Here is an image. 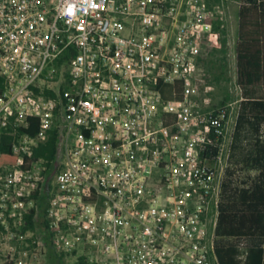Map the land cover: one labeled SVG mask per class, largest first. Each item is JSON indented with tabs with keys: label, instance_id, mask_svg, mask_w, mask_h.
Wrapping results in <instances>:
<instances>
[{
	"label": "built area",
	"instance_id": "2783aa9c",
	"mask_svg": "<svg viewBox=\"0 0 264 264\" xmlns=\"http://www.w3.org/2000/svg\"><path fill=\"white\" fill-rule=\"evenodd\" d=\"M244 3L0 0V143L16 157L0 166L5 263H41L48 234L73 264H220L232 108L208 106L198 58L211 6ZM53 134L54 158H36Z\"/></svg>",
	"mask_w": 264,
	"mask_h": 264
},
{
	"label": "trees",
	"instance_id": "16d2710c",
	"mask_svg": "<svg viewBox=\"0 0 264 264\" xmlns=\"http://www.w3.org/2000/svg\"><path fill=\"white\" fill-rule=\"evenodd\" d=\"M213 1L219 3L220 0ZM244 1L238 8L236 44L237 85L244 97L233 133V167L228 169L219 208L216 255L220 264H264V0ZM197 82L211 88L228 82L227 28L221 16H216L214 32L204 40L198 58ZM1 84L0 80V88ZM231 99L226 94L210 107L226 106ZM29 122L30 128L21 132L33 136L37 133L38 120L31 118ZM56 145L53 134L46 144L35 150V157L52 160ZM0 151V166L15 163L11 144L0 143ZM250 170L255 172L254 176L247 174ZM40 211L39 225L44 228L46 201L43 197ZM34 215L32 210L27 216L28 228L35 227ZM45 240L49 264H65V256L57 254L51 235L47 234ZM76 264H86L85 258H79Z\"/></svg>",
	"mask_w": 264,
	"mask_h": 264
},
{
	"label": "rangeland",
	"instance_id": "374dc122",
	"mask_svg": "<svg viewBox=\"0 0 264 264\" xmlns=\"http://www.w3.org/2000/svg\"><path fill=\"white\" fill-rule=\"evenodd\" d=\"M238 8L236 4H230L229 6H220L219 15L224 18L227 28V46H228V82L222 87L214 86L209 92L206 93V97L209 105L217 103L226 94L231 96L229 104L232 108V120L230 123L229 132L233 133L235 130L236 119L238 115L239 104L244 97L242 89L237 85V69H236V44L238 38ZM202 88H205L202 86ZM247 173L254 176V171H248ZM35 228H38V222L35 223ZM38 236V232H35ZM22 245L20 244L19 247ZM22 250V249H21ZM28 253L31 254L30 250ZM33 253H37L40 256V252L35 250ZM32 253V254H33ZM41 258V257H40ZM30 261V256H29ZM0 264H8L4 262V259L0 257ZM30 264V263H29ZM33 264H49V252L42 257L41 263L37 261ZM65 264H73V259L69 258L65 260Z\"/></svg>",
	"mask_w": 264,
	"mask_h": 264
}]
</instances>
